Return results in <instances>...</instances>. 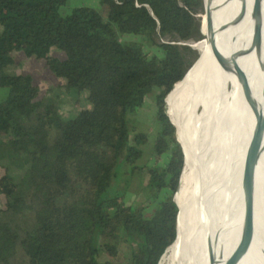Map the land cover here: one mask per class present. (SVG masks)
Listing matches in <instances>:
<instances>
[{
  "label": "trees",
  "instance_id": "16d2710c",
  "mask_svg": "<svg viewBox=\"0 0 264 264\" xmlns=\"http://www.w3.org/2000/svg\"><path fill=\"white\" fill-rule=\"evenodd\" d=\"M66 1L0 0L86 63L93 105L91 118L64 119L54 102H24L35 86L29 74L6 73L9 52L40 54L39 44L29 34L0 30L9 36L0 50V84L10 87L0 98V263L93 264L97 230L94 254L100 247L105 264H161L177 212L173 164L165 162L170 181L161 177L153 196L130 206L113 203L123 193L114 189L122 183L115 171L123 159L139 168L141 137L130 139L128 124L182 51L180 17L165 0H100L104 13L83 6L59 17ZM118 31L143 42L125 43ZM163 151L158 140L154 158Z\"/></svg>",
  "mask_w": 264,
  "mask_h": 264
},
{
  "label": "bare ground",
  "instance_id": "6f19581e",
  "mask_svg": "<svg viewBox=\"0 0 264 264\" xmlns=\"http://www.w3.org/2000/svg\"><path fill=\"white\" fill-rule=\"evenodd\" d=\"M179 1L189 9L205 37L219 42L225 56L229 87L222 92L230 127L209 180L221 127L213 100L203 137L195 145L206 112L204 79L195 50L168 76L162 92L147 103L142 118H152L160 130L164 142L162 160L172 162L177 178L185 176V190L191 198L195 202L202 200L208 183L209 207L215 222L229 216L218 230V239L230 264H264L263 240L252 209L238 213L252 184L264 171V0ZM178 21L183 40H186L188 28L180 18ZM237 53L245 56L240 64L235 62ZM208 66L213 79L215 66L210 62ZM168 90L171 92L169 135L165 130L163 106ZM180 146L182 156H186L183 170L177 166ZM138 149L140 156L135 167L145 163L152 144H140ZM133 169L124 162L117 168L119 181L131 186L128 195L134 194L137 183V176L127 174ZM174 200L177 215L167 247L169 264H216L210 252L204 215L183 197L179 182Z\"/></svg>",
  "mask_w": 264,
  "mask_h": 264
},
{
  "label": "rangeland",
  "instance_id": "374dc122",
  "mask_svg": "<svg viewBox=\"0 0 264 264\" xmlns=\"http://www.w3.org/2000/svg\"><path fill=\"white\" fill-rule=\"evenodd\" d=\"M93 6L100 12H105V6L100 0H67L66 3L59 8V17H66L71 15L74 7ZM7 30L13 35L29 34L38 42L40 54L27 55L25 48L18 50H11L9 53L12 56V61L6 68V73L15 77L29 74L35 86L33 93H28L23 96L24 102H29L32 99H41L43 101H51L57 104L61 116L64 119L76 115H82L87 118L93 116V105L88 97L87 90L84 87V82L89 77V67L85 62L76 58L70 51L58 46L53 38L44 33L36 25L24 20L22 17L15 15L11 10L0 6V30ZM119 39L128 44L140 45L143 39L140 35L132 33L117 32ZM165 39H168L165 37ZM178 42L182 45L184 42L180 35ZM9 44V36H0V50L6 49ZM31 45L28 44L27 47ZM183 46V45H182ZM26 47V48H27ZM245 56L242 53H237L235 62L242 63ZM236 74V73H235ZM10 91L7 84H0V98L5 97ZM158 91L154 88L152 94L146 96V105L140 112L136 119L128 124L129 136L139 134L141 142L136 143L138 147L140 144L150 142L152 144V151L147 157L145 163L139 168H134L130 171V176H137V183L134 186V194L128 195L130 184L127 186L123 183L118 184L115 190L123 193L113 203L122 204L125 202L128 206L137 205L138 203L147 200L152 195L153 189L158 187L161 177L165 183L170 181L168 163L162 160V155L155 159L153 156L154 149L160 140L163 145V138L160 135V130H157L152 118H142L143 112L147 109V103L153 99ZM192 119L189 121L191 124ZM190 127V126H189ZM189 128H187V131ZM190 131V130H189ZM190 133V132H189ZM129 144L132 143L128 140ZM137 157L139 156V151ZM164 152V151H163ZM124 164L131 165L128 161L123 159ZM134 165V163H132ZM139 171V172H136ZM177 190V182H174ZM144 185L148 188L140 189ZM165 186V185H164ZM166 190V189H165ZM175 194V193H174ZM153 196V195H152ZM174 197V196H173ZM168 247V246H167ZM104 258L107 259L106 255ZM6 264V263H0ZM9 264H19L15 261ZM24 264V263H22ZM161 264H169L168 249L161 260Z\"/></svg>",
  "mask_w": 264,
  "mask_h": 264
},
{
  "label": "water",
  "instance_id": "95a60500",
  "mask_svg": "<svg viewBox=\"0 0 264 264\" xmlns=\"http://www.w3.org/2000/svg\"><path fill=\"white\" fill-rule=\"evenodd\" d=\"M260 2L262 0H259ZM167 5L170 7V9L181 18L183 24L186 25L188 28L189 34L187 36V39L184 40L182 43L183 48L179 55V57L175 60V62L171 65L167 73L165 74L161 84L158 87L157 93H161L163 88L165 87V84L167 82L168 76L174 72L176 69L179 68V66L183 63L185 58L195 50L196 57L198 64L202 70L203 79H204V86H205V104H206V112L203 116V126L202 129L198 132L196 139H195V145H197L200 140L203 137L204 130L207 126L208 120H209V109L211 107V103L213 100H215L217 108H218V119H219V125H220V135L216 144L215 152L213 154L211 164H210V174L209 177L214 170L221 153V150L224 145V141L226 138L227 130L230 127V118L228 114L227 107L225 108V102L223 100V89H227L228 81L227 76L225 72V56L222 51L221 45L219 42L210 41L205 37V33L203 30L197 26V24L194 22L191 13L189 9L186 7V5L179 0H165ZM213 53L214 56L211 57V54ZM208 62L214 64L215 66V75L213 76V79H211V72L209 70ZM156 93V94H157ZM171 104V92L168 90V92L164 96V110H165V130L167 135L170 134L171 130V118L169 115V108ZM170 144V143H169ZM186 156H182V148L179 147V161L177 166L181 168V170L184 169V163H185ZM171 165V163H170ZM117 172V168L116 171ZM171 177L175 182H179L181 184L182 188V194L183 197L187 200V202L192 205L197 211L201 212L204 215L205 225L206 229L208 231L209 236V246H210V252L213 260L216 264H230V262L227 260V257L224 253V251L221 249L219 245V239H218V230L221 227V225L229 219V216H225L222 219L215 222L213 212L211 211L209 207V198H210V191L209 186L207 183V186L205 188V192L203 194L202 200L195 202L193 198L187 193L185 190V176L183 175L182 178H177L171 171ZM176 193V192H175ZM175 196V194H174ZM256 198V202L254 204V199ZM173 201L174 197H173ZM176 203V202H175ZM252 209L254 214V221L257 224V227L259 228L262 240H263V246H264V171L261 176V178L257 181H255L248 193L247 199L245 200L244 204L239 208L238 213H243L247 209ZM177 215V212H176ZM176 220V217H175ZM175 222V221H174ZM97 237V230H95L93 234V243H92V260L93 264L95 263V254H94V243L96 241Z\"/></svg>",
  "mask_w": 264,
  "mask_h": 264
},
{
  "label": "built area",
  "instance_id": "2783aa9c",
  "mask_svg": "<svg viewBox=\"0 0 264 264\" xmlns=\"http://www.w3.org/2000/svg\"><path fill=\"white\" fill-rule=\"evenodd\" d=\"M97 253L95 254V258H96V262L97 264H105L106 259L104 258V252L102 251V249L100 247L96 248Z\"/></svg>",
  "mask_w": 264,
  "mask_h": 264
}]
</instances>
